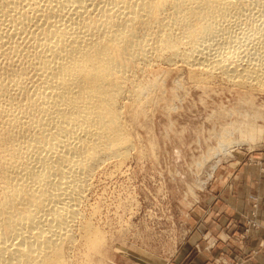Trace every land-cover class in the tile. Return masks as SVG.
I'll list each match as a JSON object with an SVG mask.
<instances>
[{
  "label": "bare ground",
  "instance_id": "6f19581e",
  "mask_svg": "<svg viewBox=\"0 0 264 264\" xmlns=\"http://www.w3.org/2000/svg\"><path fill=\"white\" fill-rule=\"evenodd\" d=\"M158 63L264 92V0H0V264L92 243L87 195L137 146Z\"/></svg>",
  "mask_w": 264,
  "mask_h": 264
},
{
  "label": "rangeland",
  "instance_id": "374dc122",
  "mask_svg": "<svg viewBox=\"0 0 264 264\" xmlns=\"http://www.w3.org/2000/svg\"><path fill=\"white\" fill-rule=\"evenodd\" d=\"M146 71L159 81L154 101L134 117L137 146L129 159L108 162L94 177L84 211L96 237L78 240L75 264H165L187 237L189 209L212 187L219 166L244 158L264 175V92L217 77L200 82L182 63ZM231 263L239 264H217Z\"/></svg>",
  "mask_w": 264,
  "mask_h": 264
},
{
  "label": "crops",
  "instance_id": "0c3cea01",
  "mask_svg": "<svg viewBox=\"0 0 264 264\" xmlns=\"http://www.w3.org/2000/svg\"><path fill=\"white\" fill-rule=\"evenodd\" d=\"M188 215L191 229L165 264H264V228L250 224L252 219L264 223V175L246 159L219 166L212 187Z\"/></svg>",
  "mask_w": 264,
  "mask_h": 264
},
{
  "label": "built area",
  "instance_id": "2783aa9c",
  "mask_svg": "<svg viewBox=\"0 0 264 264\" xmlns=\"http://www.w3.org/2000/svg\"><path fill=\"white\" fill-rule=\"evenodd\" d=\"M231 264H236V263H231Z\"/></svg>",
  "mask_w": 264,
  "mask_h": 264
}]
</instances>
